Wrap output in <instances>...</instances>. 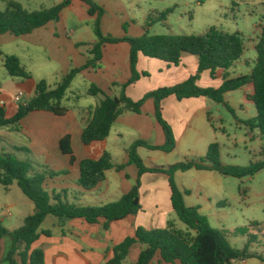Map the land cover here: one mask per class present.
Here are the masks:
<instances>
[{"label": "crops", "instance_id": "1", "mask_svg": "<svg viewBox=\"0 0 264 264\" xmlns=\"http://www.w3.org/2000/svg\"><path fill=\"white\" fill-rule=\"evenodd\" d=\"M10 1L13 0H8L7 3ZM62 2L63 0H58L56 6ZM94 19L96 20L89 15L87 4L81 0H73L71 6L62 12L58 22H51L22 37L12 34L0 35V49L4 55L16 56L32 75L29 80L15 79L19 93H25L26 98L30 100L36 95L37 84L40 81L45 80L51 89H55L72 70L87 65L92 59L90 53L93 45L98 40L95 35L93 36V30L84 32L81 26ZM106 28L108 31L112 29L104 25L105 33ZM260 33L261 31L257 40L253 42L252 48L255 51ZM130 55L131 46L128 43L105 45L99 67L81 72L73 81L68 91L70 95L67 94L63 102V106L68 109L64 116L45 111L34 112L19 125L0 129V152L14 154L21 160L32 158L37 173L66 172L58 178L48 179L45 188L51 194H61L63 200L69 204L96 207L117 202L127 195L140 179L141 212L126 220L112 223L109 230L104 229V220L97 225H90L84 220L57 221L56 227H63L62 230H67V235L72 239L63 235L61 237V231L59 235L53 237L42 236L34 247H41L44 250L46 264H105L113 258L114 247L127 238L135 237L138 228L166 229L173 223L177 230L187 229L186 226L181 228L178 225L179 219L171 201L169 177L165 174H145L140 178L137 166L130 160L129 150L139 141L157 147L165 145V133L156 119L154 100H148L144 104L141 114L127 112L119 117L106 141L87 146L82 140L84 130L92 122L97 107L105 99L104 96H90L88 94L90 87L95 85L107 97L119 98L122 94L121 86L128 83L132 77ZM256 58L252 60L244 54L229 71L219 72L216 79L211 77L210 72H205L199 86L218 89L223 85L225 76L233 79L251 75ZM198 66L197 57L191 55L184 56L178 67L140 55L138 70L150 76L143 77L137 84L127 88L126 94L132 100L140 101L148 93L185 82L197 73ZM153 69L165 75L166 79L158 83L157 88L146 90L143 86L147 84V80L152 81L150 71ZM78 80H83L84 94L76 93L73 89ZM253 93L254 85L250 83L237 92L227 94L226 102L234 111L238 105L242 112L246 114L251 112L252 118H255L257 116L255 104L249 101V96ZM77 96L80 99L77 100ZM14 99L5 93L0 94V106L4 108L9 119L16 115L20 106ZM245 99L249 105L244 104ZM221 106L225 107L224 104H217L208 98L179 101L175 96H171L166 99L162 103L163 116L173 129L177 142L176 149L167 154L139 147L137 153L145 166L150 169L168 168L184 160L204 158L209 147L219 143L214 115L221 111ZM18 134L25 138H17ZM66 136L71 137L72 156L64 154L61 148V141ZM106 152L111 155L115 165H125V169L120 172L108 171L104 182L92 191H85L78 184L81 162L87 159L99 160ZM222 178L225 177L217 172L194 169L176 173L175 182L181 191L190 192L184 197L186 206L199 208L200 214L207 217L210 223L211 217L219 218L220 207L226 206L223 202L226 196ZM13 186L9 189L2 186L3 194H11ZM30 204L3 197V205L7 212L16 209H22L23 212L20 210L16 216L11 212V215L5 218L1 217L0 213V223L4 225L9 220L15 222L13 216L18 220L17 223H23L28 217L25 212L31 213L30 216L35 213V206ZM7 244L6 239L0 238V264H3L2 260L10 246ZM144 249L145 246L140 243L133 245L126 264H136ZM248 261H244L243 264H248ZM151 264L168 263L162 262L158 254Z\"/></svg>", "mask_w": 264, "mask_h": 264}, {"label": "trees", "instance_id": "2", "mask_svg": "<svg viewBox=\"0 0 264 264\" xmlns=\"http://www.w3.org/2000/svg\"><path fill=\"white\" fill-rule=\"evenodd\" d=\"M89 7V15L95 17L94 33L98 42L91 50L92 59L83 68L72 70L61 83L51 89L49 84L42 80L37 84L36 95L27 105H20L13 118H7L6 112L0 106V129L19 125L27 116L34 112H50L57 116H64L68 109L63 106L68 91L81 72L90 68L99 67L103 59V49L107 44L128 43L131 46V72L132 77L128 83L121 86L122 94L119 98L107 97L97 86L92 85L88 94L93 97L104 96V101L97 107L94 118L83 132L82 140L87 146L95 142H104L110 136L116 120L127 112L141 114L144 104L148 100H154L156 119L162 126L166 142L164 146H152L139 141L129 150L131 163L139 170V177L145 174H165L169 177L172 192V206L179 221L186 226L185 231L175 229L170 223L166 229L146 230L138 228L133 238H127L113 249V258L105 264H126L131 248L136 243L145 246L136 264H151L160 254L164 263L176 264H235L252 259L264 263V256L252 253L249 245L243 250L234 248L224 231H219L209 223L207 217L200 214L199 208H189L185 204V195L189 191H181L176 182L175 175L178 172L191 170L213 171L224 177L236 179L254 178L264 170V163H255L247 167L224 165L221 158V146L214 143L209 147L204 158L197 160H185L168 168H147L137 153L139 147L153 151H162L170 154L176 149V138L173 129L163 116L162 103L171 96L183 101L192 98H208L217 104H224L226 109L233 113V109L226 102L227 94L237 92L241 88L252 83L254 93L249 96V101L256 107L257 116L244 124L252 131L259 130L264 136V27L261 28L260 37L256 46L257 58L251 75L230 79L225 76L223 85L218 88H202L199 81L205 72H210L213 79L219 72L229 71L233 65L242 59L245 54V40L241 32L229 34L217 28H211L204 35L176 36L157 35L150 36L149 30L158 22L166 21L165 13L150 16L147 21V30L140 38L115 39L105 37L102 32V18L104 8L95 0H81ZM73 0H63L59 5L40 11L29 12L18 2L10 1L8 8L0 12V35L12 34L22 37L32 34L34 31L47 26L51 22H58L62 12L71 6ZM160 60L178 67L184 56L191 55L198 59V71L183 83L173 87L160 88L148 93L140 101H134L127 96L126 90L137 84L143 77H149L148 73L138 70L139 57ZM3 60L7 74L13 79L29 80L32 75L23 67L16 56L4 55L0 49V60ZM76 99H80L79 96ZM71 137L66 136L61 141L64 154L73 155ZM21 151V149H15ZM74 160V158H73ZM125 165H115L109 153H105L99 160H84L80 165L79 186L85 191H92L106 179V173L110 170L123 171ZM65 173L35 172L34 166L27 160H21L14 154L0 152V185L9 189L17 184L23 194L34 204L35 213L28 216L23 225L15 230H10L0 223V238L9 239L11 244L2 260L4 264H46L45 252L35 248V244L42 236L52 237L50 230H43L42 226L49 217H54L60 222L84 220L90 225H97L101 220L105 221L104 229L109 230L112 223L126 220L130 216L137 215L142 210L140 202L141 182L125 195L121 200L96 207H83L69 204L63 200L61 194L49 193L45 188L48 179H55Z\"/></svg>", "mask_w": 264, "mask_h": 264}, {"label": "rangeland", "instance_id": "3", "mask_svg": "<svg viewBox=\"0 0 264 264\" xmlns=\"http://www.w3.org/2000/svg\"><path fill=\"white\" fill-rule=\"evenodd\" d=\"M7 1L0 0V12L7 10ZM13 1L21 3L23 8L32 12L52 8L58 2V0ZM95 2L102 6L105 11L101 25L105 37L115 39L140 38L145 35L146 24L150 16L154 17L157 14L172 10L166 21L153 25L149 30L150 36L204 35L211 28H217L229 34L241 32L246 45L245 54L252 60H255L257 55V52L252 48L253 42L257 40L261 28L264 27V0H95ZM94 24L95 19L93 21L88 20L81 26L82 31H94ZM104 25L113 30L108 31L106 28L105 33ZM150 73L152 81L147 80V84L143 86L146 90L157 88L158 83L166 79V76L157 69H153ZM209 80L213 82L210 77ZM14 81L15 79L7 74L1 59L0 94L5 93L14 99L19 94ZM73 89L76 93L84 94L83 80H78ZM244 104L249 105L250 103L245 99ZM252 116L253 113L251 112L248 114L242 112L238 105H236V111L233 113L224 106H221L219 113H215V126L219 133L221 158L224 165L247 167L255 163H264V136L259 130L252 131L244 124ZM16 137L25 138L19 134ZM161 155L169 159V157ZM24 159L36 166L32 158ZM222 179L226 196L223 202L226 206L220 207L218 219L211 217L210 225L216 230L224 231L231 245L238 250L246 248L249 241L254 239V243L249 245V250L264 256V170L254 178L225 177ZM3 189L0 186V213L6 211L3 205V197H10L16 202L21 200V202L31 203L30 205L34 207V204L23 194L17 184L13 186L11 194H3ZM20 210L22 213V209L10 211L16 216ZM24 214L30 216L31 213L25 212ZM15 216H13L15 222L6 221L4 226L11 230L21 227L24 222L17 223L18 220ZM57 221L59 220L49 217L42 229L50 230L54 235H59L61 231V237L63 235L72 239L67 235V230L63 231V227H56ZM178 225L181 228L185 227L179 220ZM6 241L9 246L11 241L9 239ZM235 264H243V262ZM248 264L264 263L252 259L248 261Z\"/></svg>", "mask_w": 264, "mask_h": 264}, {"label": "built area", "instance_id": "4", "mask_svg": "<svg viewBox=\"0 0 264 264\" xmlns=\"http://www.w3.org/2000/svg\"><path fill=\"white\" fill-rule=\"evenodd\" d=\"M15 102L19 105H27L29 99L26 98L25 93H19L16 97H15ZM11 212H4L1 214V217L5 218L7 216H10Z\"/></svg>", "mask_w": 264, "mask_h": 264}]
</instances>
